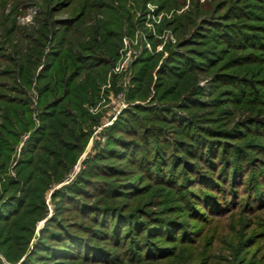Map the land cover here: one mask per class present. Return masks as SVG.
Segmentation results:
<instances>
[{"label": "trees", "instance_id": "trees-1", "mask_svg": "<svg viewBox=\"0 0 264 264\" xmlns=\"http://www.w3.org/2000/svg\"><path fill=\"white\" fill-rule=\"evenodd\" d=\"M167 1L163 2L165 7ZM230 8L220 18L210 16L212 36H208L216 42L223 40L221 45L231 48H240L245 42L252 47L264 45V37L241 29L236 23H221L231 19ZM78 16L77 23L81 21ZM120 25V19L104 21L94 32L89 30L84 41H75L74 45L67 35L62 36L36 79V62L31 58L26 57L23 64L16 62L11 69L13 86L22 95L0 91V255L5 259L4 262L0 257V264H159L169 260L172 249L162 242L178 237V228L184 230L183 237L188 240L194 232L186 231L184 223L172 217L159 218L146 208L123 209L117 203L104 201L133 195L139 189L135 183L115 181L126 174L112 163L119 158L143 169L152 183L156 181L176 190L177 202L183 201V207H190V199H194L213 212H223L230 204L225 200L227 195L236 196L233 184L240 181L245 166L241 155L222 151L219 145L213 146L214 141L202 143L198 132L190 138L184 137L182 131L181 137L166 136L164 129L157 126L159 120L174 124L177 132L188 129L186 119L172 109L165 108L162 113L158 106L135 105L107 128V142L85 159L81 174L53 191L57 206L53 216L47 218L46 189L64 180L92 133L89 122H96V117L88 112L86 104L96 102L100 85L117 58ZM210 51H199V55L206 58ZM254 56L253 62H257L260 58ZM157 60L147 54L135 64L132 100L149 95ZM195 66L193 57L172 50L157 71L158 93L161 88V95L172 94L175 84L179 85L180 79ZM34 79L38 85L39 126L28 93ZM181 151L190 157L183 156ZM165 160L168 169L163 170ZM249 160L247 164L255 174L249 178L246 201L251 197H262L263 201L264 174L256 173L258 163ZM93 199H103L105 203ZM69 209L80 214L74 225H69V217L61 213ZM192 212L202 216L196 207ZM41 219L45 222L36 235ZM87 219L92 225H88Z\"/></svg>", "mask_w": 264, "mask_h": 264}, {"label": "rangeland", "instance_id": "rangeland-1", "mask_svg": "<svg viewBox=\"0 0 264 264\" xmlns=\"http://www.w3.org/2000/svg\"><path fill=\"white\" fill-rule=\"evenodd\" d=\"M48 1L0 0V91L22 95L13 86L14 72L10 71L16 67L15 63L23 64L26 57L33 59L36 79L43 71L47 55L62 36L67 35L74 45L75 41H84V36L89 30L94 32L97 25L117 19L121 21V34L117 58L100 85L97 100L86 104L88 112L96 117V122H89L92 133L88 142L64 180L45 191L47 218L53 216L57 206L53 191L81 174L86 167L85 159L107 142V128L135 105L158 106L162 113L165 108L172 109L187 121L188 129L176 132L174 124L159 120L157 126L164 129L166 136L181 137L182 131L184 137L190 138L193 132H198L202 143L214 141L213 146L219 145L222 151L237 152L243 157L245 166L240 181L233 184L236 196L227 195L225 200L230 204L223 212H213L203 204H196L194 199H190L193 202L190 207H183V201L177 202L176 190L156 181L152 183L143 169L119 158L112 163L126 174L115 181L135 183L138 193L104 201L117 203L123 209L146 208L159 218L172 217L184 223L186 231L194 232L188 240L183 237L184 230L176 229L178 237L162 242L172 249L173 256L159 264H264V200L251 197L246 201L248 181L255 174L247 164L250 158L258 163L256 173L264 174V45L252 47L245 42L240 48H231L221 45L223 40L216 42L208 36L210 16L220 18L231 7V19L221 23H236L239 28L264 37V0H168V7L163 4L165 0H50L49 4ZM77 15L81 19L78 23L75 22ZM172 50L193 57L197 66L180 79L179 85L175 84L172 94L161 95L162 89L158 93L155 87L159 81L157 71ZM205 50L211 51L206 53V58L200 57L199 51ZM147 54L158 59L152 72L150 93L145 99L132 100L135 64ZM254 55L260 58L257 62H253ZM245 56L252 57L235 61ZM35 79L28 93L33 117L39 126ZM180 154L190 157L184 151ZM163 163L162 169H168V162ZM94 201L105 203L103 199ZM195 207L202 216L193 214ZM70 209L61 213L69 217V225H74L80 214ZM85 221L92 225L90 220ZM44 222L45 219L38 221L36 235ZM2 260L5 262L4 257Z\"/></svg>", "mask_w": 264, "mask_h": 264}]
</instances>
